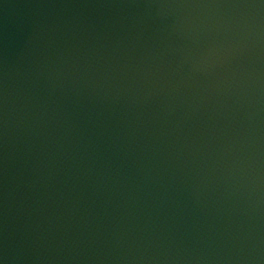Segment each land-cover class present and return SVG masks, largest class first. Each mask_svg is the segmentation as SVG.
Returning a JSON list of instances; mask_svg holds the SVG:
<instances>
[{"label":"water","instance_id":"water-1","mask_svg":"<svg viewBox=\"0 0 264 264\" xmlns=\"http://www.w3.org/2000/svg\"><path fill=\"white\" fill-rule=\"evenodd\" d=\"M0 264H264V0H0Z\"/></svg>","mask_w":264,"mask_h":264}]
</instances>
